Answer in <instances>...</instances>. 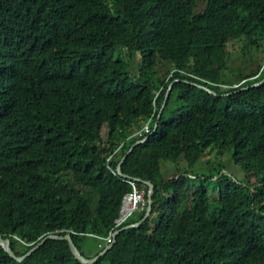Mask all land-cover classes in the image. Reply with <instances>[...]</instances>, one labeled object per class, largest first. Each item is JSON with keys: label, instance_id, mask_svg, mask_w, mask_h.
Segmentation results:
<instances>
[{"label": "trees", "instance_id": "obj_1", "mask_svg": "<svg viewBox=\"0 0 264 264\" xmlns=\"http://www.w3.org/2000/svg\"><path fill=\"white\" fill-rule=\"evenodd\" d=\"M199 1L0 0V234L17 256L71 233L97 257L132 191L113 171L148 136L122 172L154 185L152 212L94 264H264V0ZM170 84L155 133L127 140L154 131ZM0 264L82 263L48 240L21 263L0 246Z\"/></svg>", "mask_w": 264, "mask_h": 264}, {"label": "water", "instance_id": "obj_2", "mask_svg": "<svg viewBox=\"0 0 264 264\" xmlns=\"http://www.w3.org/2000/svg\"><path fill=\"white\" fill-rule=\"evenodd\" d=\"M264 83V79L256 84H254L252 87H256V86H260ZM201 87V86H200ZM211 94H214L212 91L208 90ZM170 93V89L167 92V96L166 99L168 98ZM166 99L164 100V103L162 105V108L159 112V118H158V122L156 123V126L159 125V121L161 118V115L163 113V110L165 108V104H166ZM146 141V140H144ZM144 141H139L137 143H135L131 149L125 154V156L122 158V160L120 161V163L117 166V173L123 177H127L126 175L123 174L122 172V166L125 162V160L128 158V156L133 152L134 148L136 146H138L139 144H142ZM147 186H148V203H147V209H146V213L144 218L134 224L128 225L126 227H123L120 230H117L116 232H114L112 234V242L105 247V249L97 256L94 258H87L85 257L80 250L76 247V245L73 242L72 236L71 234H66L65 236H60V235H48L47 237L43 238L40 243H38L33 249H31L27 254L23 255V256H17L15 254V252L13 251L12 247H11V240L10 239H4L1 235H0V246L3 248V250L15 261H17L18 263L23 262L27 257H29L33 252H35L38 248H40L42 245H44L48 240H56V241H67L69 243V246L71 248V252L74 256V258L79 261L82 264H94L97 260H99L100 257H102L103 255H105L107 253V251H109L114 244L117 242L116 238L117 236L120 234V232L127 230V229H131V228H136L139 227L150 215V213L152 212V203H153V192H154V185L151 182H144Z\"/></svg>", "mask_w": 264, "mask_h": 264}, {"label": "rangeland", "instance_id": "obj_3", "mask_svg": "<svg viewBox=\"0 0 264 264\" xmlns=\"http://www.w3.org/2000/svg\"><path fill=\"white\" fill-rule=\"evenodd\" d=\"M205 2H206V0H200V1H199V3H198V11H202V10L204 9V7H205ZM263 55H264V54H263ZM136 58L139 59V56H136ZM139 61H140V59H139ZM139 66H140V63H139V62H137V61L134 60V59H130V71H131L132 74H135V73L137 72ZM222 89H223V90H227V89H229V88L223 86ZM169 116H170L169 113H166V114H165V118H166V119H168ZM219 157H221L219 160H220V161L222 160L224 165H228V166H229L228 170H229L230 172H234V173H236V168H237V167L235 166V164H234V162H233V160H232V153H231V152L224 151V152H223V155H220ZM218 163H219V162H218ZM161 164H162V168H163V174L165 175V170H166V168H172V167L169 165V162H167V161H165V160H163V161L161 162ZM213 164H217V162H216V163H213ZM219 164H222V162H220ZM166 172H167V170H166ZM139 213H140V212H138V210H135V211L133 212V214L131 215V216H133L132 219H135V218L137 217V215H139ZM86 247H87V248H86V249H87V254H88V255H91V254H95V253L98 251V249H100L101 246H99V243L97 242L96 239H95V240L90 239V240H88V243H87ZM96 249H97V250H96Z\"/></svg>", "mask_w": 264, "mask_h": 264}, {"label": "clouds", "instance_id": "obj_4", "mask_svg": "<svg viewBox=\"0 0 264 264\" xmlns=\"http://www.w3.org/2000/svg\"><path fill=\"white\" fill-rule=\"evenodd\" d=\"M132 74V73H131ZM136 74V73H135ZM173 84V83H172ZM172 84H170V87H169V89H170V92H171V87L173 86ZM199 86V85H198ZM200 87V86H199ZM200 88H203L204 90H210V89H207V88H205V87H203V86H201ZM168 89V90H169ZM211 91V90H210ZM168 92V91H167ZM209 92V91H208ZM169 95H170V93H169ZM166 96H167V93H166V95H165V99H166ZM168 98H169V96H168ZM168 98L166 99V104H167V100H168ZM164 99V100H165ZM164 103V102H163ZM165 104V105H166ZM162 108V107H161ZM165 109V108H164ZM161 110V109H160ZM164 111V110H163ZM160 112V111H159ZM163 114V113H162ZM162 116V115H161ZM158 118H159V115H158ZM161 119V118H160ZM157 122H158V119H157ZM156 122V123H157ZM156 123H155V129H154V131H152V125L154 124V116H152V117H150L149 119H147L146 121H145V123L143 124V127H142V129L139 131V132H137V133H135V134H133L132 136H130L127 140H131V139H133V138H135V137H143L144 135H152V134H154L155 133V131H156V129H157V127L158 126H156ZM145 127H148L149 128V131L148 132H146V130H145ZM147 139H148V136L147 137H145L144 139H142V140H140V141H144V140H146L147 141ZM146 141H144L143 143H145ZM137 142H139V141H137ZM136 142V143H137ZM142 143V144H143ZM140 145V144H139ZM121 147H119L118 148V150L120 149ZM118 150L116 151V153L118 152ZM125 156V155H124ZM123 156V157H124ZM122 160V159H121ZM113 173L115 174V175H119L118 173H117V169H116V171H113ZM120 177H123V176H121V175H119ZM127 176V175H126ZM124 178H126V179H130V182L131 181H140L139 179H131L130 177H124ZM132 185V184H131ZM141 190H143V189H141ZM132 191H133V186H132ZM131 191V192H132ZM145 191V190H144ZM130 192V193H131ZM130 193H128V194H130ZM146 193V192H145ZM127 195V194H126ZM148 195V194H147ZM126 197V196H125ZM125 197H124V199H125ZM147 198V199H146ZM124 199H123V202H124ZM148 196L146 197V195H145V206H144V208H139V209H137L138 211L139 210H143V209H147V203H148ZM123 202H122V204H123ZM121 208H122V206H121ZM120 216H121V209H120V214H119V217L116 219V221H115V223L118 221V219L120 218ZM131 217V216H130ZM129 220V219H128ZM127 220V221H128ZM126 221V222H127ZM126 222H124L121 226H116L115 225V229H113V231H111V233H110V235L108 236V237H105V238H100V237H98L99 239H101V242H104V243H108L106 246H108L111 242H112V234L114 233V232H116L117 230H120V229H122L123 227H126V226H128V225H126V226H123ZM134 224V223H133ZM129 225H131V224H129ZM68 234H71V233H68ZM1 235V234H0ZM2 236V235H1ZM3 237V236H2ZM4 238V237H3ZM15 238H17V239H19L18 237H15ZM107 238H110L111 240V242L109 241H107V240H104V239H107ZM4 239H7V238H4ZM99 246H102L101 244L99 245Z\"/></svg>", "mask_w": 264, "mask_h": 264}, {"label": "built area", "instance_id": "obj_5", "mask_svg": "<svg viewBox=\"0 0 264 264\" xmlns=\"http://www.w3.org/2000/svg\"><path fill=\"white\" fill-rule=\"evenodd\" d=\"M146 132L149 131L148 127H145ZM133 186V191L130 194H127L121 208V216L116 222V226H121L124 222H126L133 212L139 208H144L145 206V191L141 190L135 183V181H131ZM95 237V236H94ZM108 242L111 240L110 238L104 239ZM111 242V241H110Z\"/></svg>", "mask_w": 264, "mask_h": 264}]
</instances>
